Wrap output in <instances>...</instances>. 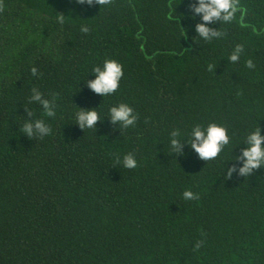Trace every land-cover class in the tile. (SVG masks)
Instances as JSON below:
<instances>
[{
  "label": "trees",
  "instance_id": "obj_1",
  "mask_svg": "<svg viewBox=\"0 0 264 264\" xmlns=\"http://www.w3.org/2000/svg\"><path fill=\"white\" fill-rule=\"evenodd\" d=\"M188 2L0 0V264H264V168L226 176L246 132L264 134V0H236L222 37L196 43ZM106 59L124 75L102 98L84 80ZM120 103L134 126L75 125L78 108ZM24 108L51 133L23 135ZM208 123L230 137L219 156L175 158L170 133ZM127 154L136 168L117 163Z\"/></svg>",
  "mask_w": 264,
  "mask_h": 264
},
{
  "label": "clouds",
  "instance_id": "obj_2",
  "mask_svg": "<svg viewBox=\"0 0 264 264\" xmlns=\"http://www.w3.org/2000/svg\"><path fill=\"white\" fill-rule=\"evenodd\" d=\"M80 5L91 7L96 4H107L108 0H76ZM176 6L172 9V11ZM238 4L236 0H190L188 2L187 18L192 21H197L193 26L195 35L192 37L203 41H212L222 37L223 33L214 27L217 23H230L236 15ZM174 12V11H173ZM81 31L87 32L88 29L82 28ZM196 43V42H195ZM243 45H236L227 61L237 63L244 54ZM245 65L248 69H255L256 65L252 59H247ZM33 76L37 75V69H31ZM94 78L84 80V85L94 94L104 98L114 94L120 87L121 79L123 78V65L114 59H106L101 65L94 66L91 71ZM29 103L38 104L47 117L55 115L53 102L45 99L43 94L37 90H32V95L29 97ZM99 107V106H98ZM98 107L82 109L75 114V125L79 129L84 130L95 129L98 122H102L105 117L111 125H114L113 131H119L121 128H129L135 125L137 115L134 114L133 108L127 103H120L110 106L108 113L101 118L100 113L96 110ZM27 117L23 124L22 134L27 138L45 137L51 133V129L42 118H36L33 113L24 108ZM230 137L227 129L218 123H208L206 126L199 124L191 128L190 133L185 137L179 131L174 130L170 133L168 139L169 151L175 155V158L185 156V148L190 152H194L198 159L203 161L215 160L223 151L225 146L229 145ZM243 143L244 147L240 150V154L233 156L234 161L231 167L227 168L226 176L231 177L236 173L238 177H249L257 169L264 168V134L261 129L256 126L254 130L246 132L243 140L237 144ZM235 148V147H234ZM231 151H233V149ZM117 163L121 164L126 169H134L137 167V160L132 154H127L122 160ZM225 170V168H224ZM184 200H193L196 198L191 190H185L182 193ZM200 245L197 244L196 247Z\"/></svg>",
  "mask_w": 264,
  "mask_h": 264
}]
</instances>
